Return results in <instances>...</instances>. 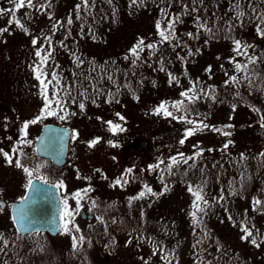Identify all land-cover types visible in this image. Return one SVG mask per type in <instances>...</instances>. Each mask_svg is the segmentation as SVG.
<instances>
[{
	"label": "trees",
	"instance_id": "1",
	"mask_svg": "<svg viewBox=\"0 0 264 264\" xmlns=\"http://www.w3.org/2000/svg\"><path fill=\"white\" fill-rule=\"evenodd\" d=\"M48 3L49 0H35L37 7L20 9L16 13V19L21 21L23 28L17 27L15 23L10 25L8 23L10 17L7 14L0 16L3 22L2 27L9 29L2 32L4 36L9 35L10 39H7L6 42L20 43L23 53L26 44L30 45L25 51L26 54H24L26 56L32 54V57L30 56L27 59L25 55L22 57L20 53L16 52L17 55L14 57L16 63L13 72L17 77L23 76L22 82L25 79L27 87L30 86L31 91H33L31 92L30 106L35 107V110L44 106V100L39 82L35 80L34 83L30 80V77L34 79V74L33 72L28 73L31 70L29 66L36 59L35 49L40 46V44H37L34 47L32 39L39 37L40 43H44L43 37L52 34V24L56 20L65 22L64 27L59 29L53 36L55 52L50 62L59 65L58 70L67 81L75 83L76 87L72 95L77 97V103L69 104L68 111L76 114L69 116L64 121L57 119L55 116H48L39 122L41 125L45 122L68 124L70 121H78L94 111L99 115L102 114L103 118L112 117L121 112V106L126 103L128 97L132 96L136 88L142 83L143 79L141 78L150 77L147 70L151 67V64L154 69L158 67L153 57L160 45L163 44L159 43L160 38L157 34L156 22L160 20L163 23V18L162 20H156L153 17L156 15L159 18L158 13L161 12V9L179 15L182 22L177 23L176 26L181 24L182 27L187 26L183 21L189 11L196 14L197 11H193V8L196 10L204 8L203 18L199 20L200 23L207 22L206 28L213 30L208 31V37L211 38L233 37L230 35V30L236 26L235 24L227 26V24L221 22L225 20L228 23L226 18L220 17L221 14L224 15L227 11H224V9L219 10L221 3L218 0H213L211 3L208 0H143V3H140L138 0L137 4H133L132 0H112L111 3L108 0H95L94 7L80 12L81 19H76V6L81 3V0H50L51 7L38 10L40 4L47 5ZM184 5L188 7L185 8ZM2 7L11 8L13 5L6 0ZM206 8H208L207 13ZM242 10L244 15L238 17V34L242 33V35L238 37V40L250 45L249 54L257 56L255 49L253 50L254 34L251 33L253 20L248 8ZM49 15L53 17L52 20L49 19ZM146 15L147 17H145ZM69 16L73 19L70 26L66 23ZM145 18L149 21L154 19L152 25L150 24L151 35L145 38V42L154 43L157 47L154 51L145 49L141 53V59L135 61L134 64L133 59H125V57L129 49L137 42L138 37L142 36L139 35V30L135 31L134 34L138 37L136 41L133 40L131 43L128 40L129 28L137 30L136 24L145 21ZM233 21L236 22L234 17L232 18ZM211 24L216 28H213ZM188 25L190 26V24ZM24 28L28 30L27 33ZM89 29H91V32ZM197 31H192L193 38L198 36L196 35ZM176 35L178 36L177 33ZM199 35L201 34L199 33ZM66 36L67 39L65 40ZM248 36L253 38V42H251L252 39L249 40ZM61 40L68 46L67 48L59 47V41ZM173 42L175 43V41ZM112 49H117L116 54H111ZM71 53H75L84 63L77 67L75 58ZM222 56L229 57L228 54ZM238 61L245 62L246 57L238 56ZM249 69V75H251L253 69L256 73L252 76L251 86H249L248 80L244 79L245 74L238 72V77L241 79V83L238 84V102L254 111L259 108L261 113H264V96L252 94L254 91L257 92V89L253 86L256 82H262L261 79L264 78V59L262 58L255 65H249ZM155 71L152 74L150 73L151 76H155ZM28 74H30L29 78L27 77ZM36 81L38 86L35 85ZM148 83L149 86H156L162 81L158 82L155 77H151ZM142 88H140L141 91ZM85 89L91 99L83 101L85 108L81 110L78 103L83 100V97L79 96V92ZM261 90L264 91V84ZM136 92L139 94L138 90ZM50 93L51 89H49ZM93 100L95 103H93ZM199 104L201 107L195 111L198 114L196 116L201 117L204 115L205 119H202L204 123H210L209 117L211 116L204 113L206 105L203 99ZM190 106L191 104L188 105V107ZM169 110L172 111L171 108ZM176 115L178 116V114ZM169 120L179 124L176 120ZM171 121L170 123H172ZM258 124L261 126V121ZM237 130L238 134H236ZM241 130L242 126H238V129L233 128L231 131L229 128L224 130L231 133L230 136L224 135L222 137L225 139L224 142L227 143L230 140L232 143L229 144L230 148H227V150L222 146L219 156L212 155L210 154L212 151H208L211 147L216 148L214 145L207 146L209 145L207 142L204 145V142L197 138L198 145L204 150L205 156H199L196 163L192 165V162H190L189 165H185L186 168L179 165L178 173L173 168L172 174L169 175L164 169L161 175L164 180L163 183L160 181L157 187L162 190L164 184L168 185L169 181L173 180V175L177 177V187H187L189 182L194 185H203L210 206L206 209V214H197L199 222L194 223L191 215L192 206L187 212H183L182 208L172 211L167 206H159L151 211L155 207L153 203L158 204L159 201L152 198L149 202H152L151 205L153 204V206H147L146 209L141 208L139 212L141 214L140 220L137 218L135 222L121 216L117 204L107 208L108 213L104 214L103 217L101 215L106 223L105 230L104 227H101L100 235L104 236L106 233H112L108 216L115 215V221L112 223L114 230H122L128 226L127 232L130 235H136V240L144 234V241L141 239V242L143 241L145 247L137 246V251L142 255L145 253L156 259V264H165L162 259L165 253L170 254L168 258L172 260V264H264V243H260V246L256 247L250 242V239L247 241L241 239L243 233L240 227L242 222L247 221L258 243L264 240V204L261 206H254L253 204L254 198L264 201V156L261 155V153H264V135L262 138L256 139L253 137L245 138L244 135H241ZM210 138L212 136H207L209 143H211ZM193 149L194 147H190L189 150ZM242 154L243 159L241 158ZM16 158L17 156H15ZM24 159L33 169L36 174L35 177H45L49 181L56 180L52 173L55 167L52 162L39 158L35 152L25 155ZM37 164L43 165L38 173L35 172ZM205 181L206 183H204ZM147 183L148 180L144 182V184ZM166 192L169 193V191ZM221 194L224 196L222 201L216 202L212 199L213 197L219 198ZM244 199L251 201V206L248 208L239 206V201ZM237 203L238 206H236ZM229 217H232V219H229ZM129 225L132 227L131 229H129ZM222 230H225V232L222 233ZM6 234L7 231L0 228V264H11V259L18 261L17 264H69L71 256L78 260V264H95L93 254L87 244L79 243L77 247L62 253V251L60 252L59 249L52 246L51 241L54 238L47 233L22 235L17 233L12 225L9 236ZM6 236L9 239L13 238V242ZM41 236L45 238L42 241L43 245L34 248V244H36L34 239ZM10 246L14 249L8 250ZM108 248H111V246H108ZM134 252H136L135 249ZM8 255H11V257L6 260L5 258H8Z\"/></svg>",
	"mask_w": 264,
	"mask_h": 264
},
{
	"label": "rangeland",
	"instance_id": "2",
	"mask_svg": "<svg viewBox=\"0 0 264 264\" xmlns=\"http://www.w3.org/2000/svg\"><path fill=\"white\" fill-rule=\"evenodd\" d=\"M212 1L213 0H208L210 3ZM218 1L221 3V8H219V10L222 9L223 5L224 11H228V6H235L236 3H238V0ZM4 2H6V0H0V7L3 6ZM207 10L208 8H206V13ZM203 12L204 8H198L196 14H192L191 11H189L183 23L187 26L190 24V26L188 28L187 26L181 27V24L176 26L177 37L181 42L180 47L173 48L170 44L164 43L160 45L158 51L154 53L153 58L155 62H157L158 67L154 69L151 64V67L147 70L150 77H142V83L136 88L139 94H137L135 90V93L128 97L126 103L121 106L122 110L118 113L125 117L124 121H120L117 115L103 118L102 114L99 115L94 111L78 121L73 122L72 120L68 124H61L71 129L67 163L62 168L54 167L52 173L60 182H63L64 187L61 188L62 197L68 200L70 209L73 211L74 215L73 224L69 225L70 232L65 233L63 229L58 237L51 241L52 246L59 249L60 252L66 253L67 250L74 248L72 237L75 236L77 238L76 244L81 243L88 245V248L93 254L95 264H146V262L147 264H156V259H153L145 253L142 255L137 251V246L145 247V244H143L144 234L139 236L136 240V235H130L129 232H127L128 226H126L125 229L116 230L111 234L106 233L104 236L102 234L100 235L99 231L101 227H104L105 230L106 223L105 220L101 218V214L110 206L117 204L119 206L120 215L135 222V220H137V218L139 219L141 216L139 213L141 208L146 209L147 206H153V204L155 207L152 208L151 211H154V209L159 206H167L168 209L172 211L182 208L183 212H187V210L191 209L194 197L189 194L186 186L177 187V177L175 175L172 176L173 180L168 183L169 193L163 192L162 195L146 196L139 200H131V202L130 198L137 196V194L143 190L146 180H148L147 185L152 188L153 192L161 193L163 190L157 186L161 181V175L166 168L168 158L176 155L178 152H183L185 156H192L194 152L198 151L197 148L194 147L198 145L197 138H200V140L204 142V145L205 142H207L209 144L207 146L212 144L216 148L218 147L217 149L211 147L212 152L210 154L212 155L219 156L221 154L219 153L221 147L225 144V139L222 138L224 135H222L221 132L206 128L197 131L185 141L184 145H180L179 140L183 137L185 128L191 126L182 122H179V124L172 122L169 120L172 119L171 117L152 114L153 110L160 105L161 102H164L165 99L169 103L182 99L180 97V92L184 91L186 88L179 86V84H175L174 81L170 82L168 75V73H172L173 75L177 73L175 66H172L174 61L178 59L177 54L181 57H185V60H183L184 62L190 61L193 58L199 59V61H197V65H199L197 71H202L203 74L201 75L207 79L208 75L206 69H208L207 66L210 63L208 61L209 53H218L225 48H233V42L238 40V37L242 35V33L236 35V30L233 28L230 30V35L233 36V38H211L208 37V31L201 29V35L189 39L187 33L198 30L197 17H199V19L203 18ZM158 14L159 18H157L156 15L153 18L162 20L161 12ZM222 16L225 18L223 14L220 15V17ZM145 17H147V15ZM154 19L149 21L145 18V21L136 24L137 30L129 28L128 40H130L131 43L133 40L136 41L138 36L134 33L138 30L140 32L139 35L142 37H149L151 35L150 24L152 25ZM236 19L238 20L237 15ZM229 21L232 22L230 19ZM221 22L227 24V26L237 25V22H233L232 24L226 23L225 20ZM2 25V18H0V28H3ZM212 27L216 28L213 25ZM185 28L187 29L185 30ZM254 31L255 27L252 25L251 33H254ZM248 37L249 40L252 39L251 42H253V38L250 36ZM7 39H10L9 35L4 36L0 33V148H3L11 154L13 145H15L22 136L20 129L23 127L24 122L31 121L40 113L43 107L41 106L40 109L36 108L35 110V107L30 106L31 92L33 91H31L30 86L27 87L25 79L24 82H22L21 79L24 78L23 76L17 77L13 72V67L16 63L14 57H16L17 53H20L23 57L26 54V49L29 48L30 45L26 44L24 54L20 43L14 41L8 43L6 42L8 41ZM189 48H191L193 52L191 56L188 55ZM197 49H199L198 52ZM254 49L255 51L258 50V57L264 59L262 56V54H264V45L257 48L253 45V50ZM116 50L117 49H112L111 54H116ZM205 55L208 57L205 58ZM30 56L32 57V54H27V59ZM203 61L207 62L201 65ZM161 67L168 68H164V71H161ZM154 70H156L155 76H151ZM28 73L31 74L32 71L30 70ZM30 74H28V78ZM151 77H155L158 82L162 81V83L156 86H149L148 82L151 80ZM30 80L35 83V79H32V77H30ZM261 81L262 82H256L255 86H253V88L257 89V92L254 91L252 93L253 95L259 94V96H264V91L261 90L264 84V78H262ZM35 85L38 86L37 81ZM140 88H142V91ZM230 94L231 93L228 95ZM232 95L235 97V93H232ZM233 106H235V108H233ZM206 107V110H209L208 115H210V112L215 113L217 111L221 112L220 115H223L220 120H218L219 127L225 126L229 122L231 123L230 125L238 123V126H242L241 135H244L245 138L253 137L256 139L263 137L264 127L258 124L261 112L254 111L250 107L235 101L234 98L229 99V101L221 102L219 105L207 102ZM193 114L195 113L191 112L192 118L205 119L204 115L199 117L196 116L198 114ZM217 118L218 116L210 117L211 122L217 121ZM106 121L121 124L124 131L116 133L111 132L108 124L105 123ZM170 121L172 123H170ZM218 124H212L211 127L216 128ZM41 126L40 123L29 124L27 138L32 141V144L23 146L25 155L35 152L34 142L41 130ZM233 128L234 126L230 128V131ZM73 131L78 133L76 139H72ZM236 134H238V130ZM137 136H143L149 142L150 150L146 153L133 156L132 160L126 163V149L130 144L129 142L134 140ZM207 136H212V138H210L211 143H209ZM96 138H99V142L95 144V146L89 147L88 142ZM109 141H111V143H109ZM190 147H194V149L189 150ZM199 148H201V146ZM201 156L204 157L205 153L203 152ZM20 159L24 166L31 169V166L25 161L24 157ZM159 159H164L165 161V164L161 165V170H149V165L156 164ZM198 159L199 158L196 157L194 161L190 160L189 163L192 162L193 165ZM15 160V156H13V162L9 164L6 162L4 156L0 155V198L5 200L8 204L6 210L0 211V228L7 231V236H9V230H12L9 208L12 203L19 201L24 196L28 185V177L22 168L16 166ZM189 163L187 165H189ZM181 166L184 167L185 164H181ZM178 167L173 166L177 173ZM128 169H132V172L125 177L128 183L123 187L119 185L112 187L113 181L122 176ZM35 176L36 174L34 173L33 178H35ZM88 188H90L91 191H89L87 195H83V190ZM76 192L82 193L80 209L84 208L88 213L95 214V218L92 221L81 220L79 218V213L77 214L75 212L76 201L73 199V194ZM152 198L159 200L158 204L153 203L151 205L152 202L149 201ZM137 201L140 207L138 210L135 208V202ZM239 202V206L245 208L251 206V201L248 199L240 200ZM236 206H238V203ZM108 217L110 221L109 224L114 223L115 215H109ZM73 225L79 227L80 231L77 232ZM131 228L132 227L129 225V229ZM223 232H225V230H222V233ZM80 236L84 237L83 241H80ZM44 239L45 238H42V236L35 238L34 242L36 244H34V248L43 245L42 241H44ZM141 239L143 240L142 242ZM9 240L13 242V238ZM106 246H111L110 252L104 251V247ZM13 249L14 248L11 246L8 248V250ZM134 249L136 252H134ZM109 256H113V260H110ZM10 257L11 255H8V258L6 257L5 259H10ZM71 257V262L69 264H78V260L73 256ZM16 262L18 263L15 259L10 260L11 264H17Z\"/></svg>",
	"mask_w": 264,
	"mask_h": 264
},
{
	"label": "snow or ice",
	"instance_id": "3",
	"mask_svg": "<svg viewBox=\"0 0 264 264\" xmlns=\"http://www.w3.org/2000/svg\"><path fill=\"white\" fill-rule=\"evenodd\" d=\"M9 4L13 5L11 8H3L0 7V16H3L7 14L10 19L8 23L11 25L13 23L16 24L17 27L23 28V25L21 24V21L19 19H16V13L22 9V8H35L37 7L35 4V0H8ZM109 3L112 2V0H108ZM133 4H137L138 0H132ZM140 3H143V0H139ZM95 6V0H81V3L76 6V19H81L80 12L82 10H87L90 7ZM51 7V3L49 0V3L47 5L40 4L38 10H44L45 8ZM185 8H187V5H184ZM236 7H239L238 5ZM193 11H197L196 9H192ZM244 13L238 12L237 17L243 16ZM161 16L163 18V23L158 20L156 22V30L157 34L160 38L159 43L164 44L168 43L173 48L180 47L181 42L178 39L176 35V24L182 22L180 20V16L177 14H172L164 9H161ZM49 19L52 20L53 17L49 15ZM258 19L260 20V23L257 24V33L261 36H264V14H261ZM67 25H72L73 19L71 16L66 21ZM206 23H200L199 17H197V33L196 35H199V31L201 29L211 32V29L206 28ZM65 22L56 20L52 24L51 28V35H46L43 37L44 43H40L39 37H34L32 39V44L35 47L37 44H40L39 47H36L35 49V60L33 63L29 66L34 74V79L39 82L42 98L44 100V106L40 110V113L34 117L31 121H25L23 124V127L20 129L22 136L17 141L15 145H13L11 149V154L8 151H5L3 148H0V155H3L6 162L11 164L13 162V156H17L15 163L18 168H22L26 176L28 177V188L32 192V196L25 197L23 200V204L21 207L17 209V216L14 217V220L20 224L21 228L25 232L30 231H39V229L36 227L37 221L30 215L31 212V205L36 203V199L34 197H39L42 194H44V190L38 185L34 184L33 182V176L34 171L33 169H30L29 167L24 166L21 163V157L25 156V153L23 151V146H28L32 144V141L28 139V128L29 124H37L41 122L43 119H46L48 116H55L57 119L64 121L69 116H74L75 112H69L68 106L69 104H76L77 103V97L72 95V92L74 88L76 87L74 82L67 81L62 73L58 70L59 65L53 64L50 61L52 60L55 52V46L53 43V36L55 33L64 27ZM8 28H0V33L8 31ZM24 31L27 33V29L24 28ZM91 32V29H89ZM70 34V29H69ZM187 36L189 39H192L194 34L192 32L187 33ZM67 39V36L65 37V40ZM175 41V43H173ZM45 44L47 45L45 47ZM233 52L237 54V56H243L246 57L245 62L238 61L235 57L229 58V63H232L235 67L236 72L244 73V79L248 80L249 86H251V79L252 76L256 75L255 70H251V75H249L250 69L249 65H255L259 60H261V57H258L254 54H249V48L251 47L247 43H242L240 40H235L233 42ZM59 47L67 48L68 46L64 43L63 40L59 41ZM157 47L154 43H146L145 38L140 37L138 38L137 42L129 49L128 54L126 55L125 59H133V63L135 64V61H138L141 59V53L144 52L145 49L148 50H155ZM199 49H197V52ZM73 57L75 58L77 67L82 65L84 61L80 59V57L76 56L75 53H71ZM188 55H193L192 49H188ZM177 58L181 61L185 60V57L179 56L177 54ZM161 71H164V68L161 67ZM206 71H211V69H206ZM227 75V73H225ZM83 75L82 73L80 74ZM170 82L175 81L178 83V78H176L172 73H168ZM111 79V77H109ZM241 79L233 74L229 76L228 80L225 81V86H228L229 84H240ZM191 87L188 89H185L184 91L180 92V97L182 99L173 101L169 103L168 101L161 102L160 105H158L152 112L153 115H164L166 117H171L173 120H176L178 122L185 123L187 125H190L191 127H187L184 130L183 137L179 140L180 145H184L185 141L192 135H194L197 131H201L205 128H211L212 131L221 132L222 135L230 136L231 133L224 131L220 128H214L206 123L202 119L199 118H192L191 110L188 108V105L195 103L197 100L201 98V95H210V93L215 91L214 86H209L208 91L206 92L205 89L200 87V82L197 81H190ZM83 87V85H81ZM49 89H51V93L49 94ZM239 95V93H237ZM79 96L83 97V100H81L78 103V107L83 110L85 108L84 100L91 99V97L87 94V90H83L79 92ZM212 99H215L214 96H211ZM93 103L95 101L93 100ZM169 108L172 109V111L169 110ZM235 108V106H233ZM255 111L261 112L259 108H256ZM179 112L180 115H176L175 113ZM118 119L120 121H124L125 117H123L120 113H116ZM261 121V127H264V113H261L260 116ZM105 123L108 124L109 130L113 133L116 132H123L124 128L119 123H113L112 121H106ZM232 125H225L224 128H231ZM46 136L41 138V143L43 145L42 151L55 156H62L63 150H64V140L65 137L68 135L67 130L62 129H46ZM78 136V133L76 131H73L72 133V139H76ZM99 142V138L93 139L88 142L89 147L95 146ZM111 143V141H109ZM232 141H228L223 145V148L226 150L229 147V144H231ZM115 146V145H114ZM195 148L198 149V151L194 152L192 156H185L183 152H178L174 156H170L168 158V163L166 165L165 170L169 173V175L172 174L173 166H179L181 164L187 165L189 161H194L196 157H199L203 154V149L199 148V145H195ZM208 151H212V149H209ZM262 156H264V153H261ZM241 158L243 159V154L241 155ZM165 164L164 159H159L158 162L154 165H149V170L155 171V170H161V165ZM43 167L41 164H37L35 166V172H39L40 169ZM191 167V165H190ZM132 172V169H128L127 172H125L122 176L116 178L113 181L112 187H115L119 185L120 187H123L125 184L128 183L127 179L125 178ZM41 182L45 185L48 184V180L45 177H39ZM164 177L161 176V181L163 183ZM206 183V181L204 182ZM56 188H63V182H59L56 185H54ZM187 190L191 196L194 197L192 208L193 211L191 213L194 223L199 222L198 213L206 214V209L210 206L209 200L207 198V194L204 192L203 185L202 184H193L192 182H189L187 185ZM91 191L90 188L83 190V195H87V193ZM168 191V185L164 184L163 191L161 193H155L153 192L152 188L145 184L143 186V190H141L137 196L131 197V200H139L142 198H145L146 196H157L162 195L163 192ZM223 191V190H222ZM73 199L76 201L75 206V212L78 214L80 210V204L82 199V193L76 192L73 194ZM214 201L219 202L224 199L223 194L220 195L219 198L213 197ZM62 210H61V219L64 221L63 229L65 233L70 232L69 225L73 224V211L70 209V205L67 199H64L62 202ZM254 206H261L264 204V201L254 198L253 200ZM0 207H3V202L0 201ZM229 219H232V217H229ZM75 227V225H73ZM241 231L243 233L241 239L243 240H249L250 242L256 246L259 247L260 243H264V240H261L259 243L257 239L255 238V235L252 231V228L247 224V221L242 222L240 225ZM75 230L77 232L80 231L79 227H75ZM73 247H77L76 244V237L73 236ZM80 241L84 240L83 236L79 237ZM169 253H165L162 257V259L165 261V264H172V260H170ZM147 264V262H146Z\"/></svg>",
	"mask_w": 264,
	"mask_h": 264
},
{
	"label": "flooded vegetation",
	"instance_id": "4",
	"mask_svg": "<svg viewBox=\"0 0 264 264\" xmlns=\"http://www.w3.org/2000/svg\"><path fill=\"white\" fill-rule=\"evenodd\" d=\"M232 1V0H231ZM239 7H236V6ZM219 8H221V4L219 6ZM248 8L250 11V15L251 18L253 20V26L255 27V31H254V46L255 48L260 47L261 45H264V36H261L257 33V24L260 23V20L258 19V17L261 14H264V0H238V3H236V5L234 6H228V11L224 14V17L227 19L226 21L230 24L233 22H230L229 19L232 21V18H235V21L237 22V25L234 26L233 28L236 30L235 34H238V20L236 19V15L238 12L243 11L242 9H246ZM222 9H224V6L222 5ZM221 9V10H222ZM220 10V11H221ZM213 31V30H211ZM200 34H202L201 31H199ZM233 38V37H232ZM256 50V53L257 54ZM224 54H228L229 57H223L222 55ZM209 64H208V69L210 68L211 71H207V79L204 78V76H202L201 74L202 71L198 72V67L199 65H197V61H199V59H195L193 58L192 60H188L187 62L181 61L179 59L174 61V64L172 66H175L176 68V72L174 74V76L176 78H178V83L175 84H179V86H183L186 89L190 88V81H199L200 82V87H202L203 89H205V91L207 92L209 89V86H214L215 87V91L210 93V95H201V98L199 100H197L195 103L191 104L190 107H188L191 112L196 114V110L200 109V104L199 102H201V100L203 99L204 104L206 105L207 102L209 103H214V104H221V102L224 101H229V99L234 98L235 101L238 102V84L233 85V84H229L228 86H225V81L228 80L229 76L235 74L238 76V72H236L235 67L232 63H229V58L230 57H235L238 60V56L235 52H233V48H225L222 51L220 50V52L218 53H209ZM207 55H205V58L208 57ZM258 56V55H257ZM262 56L264 57V54H262ZM207 61H203L201 63V65H204ZM227 73V75L225 74ZM229 93H231L230 95H228ZM232 93H235V97H233ZM211 96H214L215 99H212ZM204 107V106H203ZM205 111L204 113L207 114V116H218L217 121L215 122H210V123H206L207 125L211 126L212 124L217 123L218 124V120H220V118L223 115H220L221 113H219L218 111L213 113L210 112V115H208V111L206 110V108H204ZM207 111V113H206ZM176 114L179 115V112H177ZM216 114V115H215ZM210 118V117H209ZM211 121V119H210ZM232 122V121H231ZM231 123L229 122L227 125H230ZM232 126H234V128L238 129V123H234ZM216 128H220L223 130H226L228 128H224V126H220L219 124ZM230 129V128H229ZM130 144L128 145V148H132V150L128 153V158L131 161L133 156H136L138 154L141 153H146L143 152V149H139L140 145L134 140L129 142ZM129 161V162H130ZM34 179V178H33ZM60 180L56 178L55 183H59ZM135 206H139V203L137 205V202H135ZM108 210H106V212L102 213V217L104 216V214H107ZM86 220V219H85ZM112 229L111 232L113 233L115 230L113 228V224L111 223ZM107 248V249H106ZM104 251L106 252H110V249L108 247H104Z\"/></svg>",
	"mask_w": 264,
	"mask_h": 264
},
{
	"label": "water",
	"instance_id": "5",
	"mask_svg": "<svg viewBox=\"0 0 264 264\" xmlns=\"http://www.w3.org/2000/svg\"><path fill=\"white\" fill-rule=\"evenodd\" d=\"M46 129H62L67 130L68 135L64 140V150L62 156L50 155L44 151H42L43 145L41 143V138L46 136ZM71 136V130L68 127L57 125L54 123H46L42 126V129L37 137L35 142V151L38 156L50 159L53 161L58 167H62L67 162V154L69 148V139ZM136 142L140 145L139 149L143 148L145 151L149 149L148 142L144 139V137H138ZM132 148L128 149L126 153L128 154ZM129 160H127L128 162ZM34 184H38L43 190L44 194L39 197H34L36 199V203L31 205L30 215L37 221L36 227L39 231H30L25 232L22 230L19 223L14 220V217L17 216V209L22 206L23 200L25 197L32 196L31 190L27 187V190L22 197L21 200L14 202L11 206V219L16 230L20 234H30L34 232H48L52 236L58 235L61 231L64 221L61 219V210H62V198L60 193V188L54 187L55 184L48 183L47 185L43 184L41 181L33 180ZM3 202V207H0L1 210H5L7 207V202L3 199H0ZM80 216L82 218H93V215H88L85 210L80 211Z\"/></svg>",
	"mask_w": 264,
	"mask_h": 264
}]
</instances>
